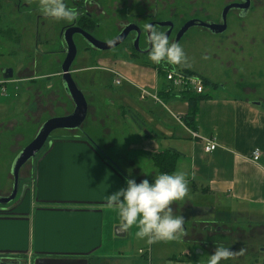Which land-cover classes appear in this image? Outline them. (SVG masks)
I'll return each mask as SVG.
<instances>
[{
    "label": "crops",
    "instance_id": "obj_1",
    "mask_svg": "<svg viewBox=\"0 0 264 264\" xmlns=\"http://www.w3.org/2000/svg\"><path fill=\"white\" fill-rule=\"evenodd\" d=\"M152 65L120 60L113 65L83 68L89 73H110L117 88L115 98L83 93L88 111L81 127L53 131L49 138L56 132L59 135L46 145L47 140L46 147L29 160L26 174V164L23 166V173H19L24 184L21 197L18 181L15 199L0 204V264H206L208 254L222 245L220 242L232 244L227 243L232 228L246 224L261 230L255 245L258 250L264 248V103L221 94L227 84L206 77L212 82L206 89L210 97L199 104V138L194 139L180 120L188 109L181 99L169 101L174 106L171 111L163 104L154 112L149 99L138 98L142 90L155 95L162 86ZM174 66L198 74L188 67ZM71 74L73 77L75 70ZM96 77L89 75V87L96 85ZM106 82H98V88L103 89ZM4 84L6 87H1ZM12 84L13 80L4 79L2 73L0 90L8 93ZM15 99L9 101L10 106H15ZM89 100L97 102L92 117ZM257 102L260 105H254ZM0 106L8 108L3 96ZM91 122L95 126L92 135L85 132V124ZM211 139L218 147L206 153L205 140ZM255 149L261 152L258 162L251 159ZM167 150L181 154L175 171H183L188 180V194L172 205L173 213L184 217V236L178 243L148 245L136 237L135 226L125 230L124 237L116 236L118 217L115 208L107 207L105 195L125 187L127 179L151 182V176L159 172L153 158ZM32 167L33 182L28 183ZM1 187L2 197L13 189L12 184L7 192ZM200 189L203 193L198 192ZM193 198L197 199L195 204ZM200 198L206 200L203 206L198 204ZM200 225V232H194ZM192 248H201L206 255H193ZM248 254L246 251L240 257ZM253 262L264 264V250L251 257L249 264Z\"/></svg>",
    "mask_w": 264,
    "mask_h": 264
},
{
    "label": "rangeland",
    "instance_id": "obj_2",
    "mask_svg": "<svg viewBox=\"0 0 264 264\" xmlns=\"http://www.w3.org/2000/svg\"><path fill=\"white\" fill-rule=\"evenodd\" d=\"M235 2H239V0H106L103 2L107 15L106 20L104 19L97 34L103 37L102 34H106V29L113 27L114 19L125 20L127 11L132 7L137 13L157 9L158 17L174 22V30L177 31L193 19L206 23H221V15L225 8ZM38 4L39 0H0V29L3 31L0 35V77L7 69L14 72L10 93L4 96L6 93L0 90V97L3 96L4 101L8 102V108L0 106L1 193L3 191L1 186H4L6 192L11 184L14 186L12 170L16 159L34 140L42 126L54 116L63 117L64 114L74 109V102L63 87L61 69L54 65L59 55L48 53L61 47L59 31L63 22L44 17L37 9ZM244 15L237 9L230 10L227 15V29L220 34L212 33L200 26L191 27L178 43L186 57L180 67L185 66L195 70L201 76L216 83L227 84L228 87L225 91H220L221 94L239 95L264 103V0H251V9ZM108 53L112 54L102 55L109 57L119 54V52ZM94 54L99 56L101 52ZM87 61V57L79 49L72 70L76 72L73 77L81 92L86 93V96L96 92L100 97L102 95L114 97L113 94L117 88L114 85L113 76L105 71H97L100 73V77L98 73H89L83 70ZM90 61L92 60L90 59ZM91 74L98 75L94 79L96 87H89V75ZM105 80L107 82L103 85L104 88H98L101 85L98 82ZM116 84L119 83L116 82ZM104 89L108 94L103 91ZM13 90L16 97L14 107L10 106L9 102L10 97L13 96V93L11 94ZM101 98L105 99V97ZM138 98L141 101L149 99V103L155 106L154 112L157 111V107L162 108L163 104L169 111L174 107L171 102H163L158 94L152 95L146 90H142ZM89 102L92 105L90 110L92 112L97 108V102H92V100ZM154 102H161V104ZM118 109L120 110V108ZM104 110L107 109L104 108ZM108 110L112 111L113 108L108 107ZM92 115L93 112L91 117ZM170 120L172 125L174 122L171 117ZM176 125L178 124L176 123ZM93 127L95 126L92 125V122L90 125L86 123L85 132L90 135L94 134ZM120 129H123V126ZM99 130L101 131V128ZM57 135L59 132L54 133L46 145ZM122 136L126 140L128 139L126 134L122 133ZM120 141H123L122 138ZM118 149L121 151V147ZM30 163L31 161H28L26 165L24 164L26 169L24 170L22 167L21 174L23 170L25 174L27 173L28 167L31 166ZM33 177L34 169L32 167L27 182L32 183ZM22 180L21 177L18 178L19 186H21L18 198L22 195L24 186ZM196 190L194 189V191ZM198 192H202L201 189ZM198 195L201 194L198 193ZM196 200L193 198L192 204H195ZM199 200L198 204L201 206H203V201L206 202L205 199L200 198ZM246 225L248 226L240 225L232 228L231 241L227 240V243L232 242V246L220 242L232 251L234 257L232 261L229 260L225 264H249L252 256L259 255L261 250H264V248H260L259 251L255 245V240L258 239L261 230L252 225ZM201 227V225L196 226L194 232H200L199 228ZM135 248H139V245ZM191 251L193 255L204 252L201 248L195 250L192 248ZM246 251H249V254L243 258L240 257ZM204 255L206 254L202 256ZM113 264L126 263L116 261Z\"/></svg>",
    "mask_w": 264,
    "mask_h": 264
},
{
    "label": "clouds",
    "instance_id": "obj_3",
    "mask_svg": "<svg viewBox=\"0 0 264 264\" xmlns=\"http://www.w3.org/2000/svg\"><path fill=\"white\" fill-rule=\"evenodd\" d=\"M38 10L55 21L73 23L79 11L68 7L64 0H39ZM148 46V59L155 65H180L186 60L182 47L170 42L164 32L151 23L143 25ZM151 182L139 183L127 179L125 187L105 195L108 208H115L121 230L133 226L138 239L152 245L157 242H174L184 236V217L173 213V202L183 200L188 194V180L183 171L158 172ZM233 255L232 251L217 245L208 254L206 264H222Z\"/></svg>",
    "mask_w": 264,
    "mask_h": 264
},
{
    "label": "flooded vegetation",
    "instance_id": "obj_4",
    "mask_svg": "<svg viewBox=\"0 0 264 264\" xmlns=\"http://www.w3.org/2000/svg\"><path fill=\"white\" fill-rule=\"evenodd\" d=\"M106 0H64V3L72 8L73 10H78L79 15L75 22L73 23H65L60 28L59 31V40L61 42V47L58 50H53L48 53L58 54L57 61H55L54 65L60 67L65 62V59L68 54V49L72 43L76 48V56L79 53V49L85 54L88 61L86 67H93L99 64H109L113 65L117 61H124L128 63H140V64H153L148 59V46L146 42V33L144 31L143 25L148 22L155 26L158 31L164 32L169 41L176 42L178 33L180 30H174V22L169 21L168 19H160L158 17L157 9L150 10L145 13H137L134 7L130 8L127 12V16L125 20H115L113 23V27L106 29V34L103 37H100L97 32L100 30L104 19L106 20L105 7L104 3ZM244 0H239V2L231 3V4H244ZM251 5V0H250ZM251 7V6H250ZM38 9V7H37ZM251 9V8H250ZM239 12H244L242 9H237ZM223 15V14H222ZM221 15V23H215L219 25H223ZM44 16V15H43ZM46 17V16H44ZM198 20V19H196ZM170 23L173 24L172 31L170 33ZM212 23V22H209ZM182 28V27H181ZM128 31L127 35L123 39V41L109 50H103L100 48L97 42L108 44L115 41L119 38L124 31ZM170 35L168 36V34ZM174 38L171 40L172 35ZM88 36V37H87ZM99 56L93 53H99ZM108 52H119L117 55H111L106 57V55L102 54H112ZM124 55H120V54ZM116 54V53H115ZM90 59L92 61H90ZM76 62V58L72 62V66L70 71H72V67ZM90 64V65H89ZM155 65V64H154ZM156 65V66H163ZM62 72V71H61ZM12 194V191H11ZM9 194L7 197H9Z\"/></svg>",
    "mask_w": 264,
    "mask_h": 264
},
{
    "label": "water",
    "instance_id": "obj_5",
    "mask_svg": "<svg viewBox=\"0 0 264 264\" xmlns=\"http://www.w3.org/2000/svg\"><path fill=\"white\" fill-rule=\"evenodd\" d=\"M244 4H230L228 5L222 15L223 25L215 24V23H206L200 20H190L188 21L178 33L177 40L175 43H179L181 38L184 36V34L191 28L195 26H200L202 28H205L212 33L220 34L226 31L227 29V15L228 12L232 9H242L244 14L246 15L248 11L250 10V0H244ZM244 15V16H245ZM170 33L172 31L173 24L170 23ZM128 31H124V33L117 38L115 41L104 44L97 42L101 49L103 50H109L120 44L125 36L127 35ZM168 34V36L170 35ZM88 37V36H87ZM70 48L68 49V54L65 59V62L61 69V77L63 81V87L67 94L72 98L75 108L72 114L64 117H56L52 118L49 121H47L42 128L40 129L37 136L34 138V140L21 152V154L16 159L15 165L13 166V177H14V186L12 194L9 197H1L0 196V204H8L12 200L15 199L17 192H18V177H19V171L23 167L24 164H26L29 160L33 159L38 152L43 148L46 141L48 140L50 134L57 130V129H79L83 123V121L86 118L87 111H88V104L86 101V98L84 94L81 92V90L78 88L76 82L74 81L72 74H71V66L72 62L76 58V48L74 44L72 43L71 39ZM14 76V72L11 69H7L3 72V77L6 80H11ZM254 105H260V103H254ZM117 233L116 236L124 237L125 236V230H121L120 227L116 229Z\"/></svg>",
    "mask_w": 264,
    "mask_h": 264
},
{
    "label": "trees",
    "instance_id": "obj_6",
    "mask_svg": "<svg viewBox=\"0 0 264 264\" xmlns=\"http://www.w3.org/2000/svg\"><path fill=\"white\" fill-rule=\"evenodd\" d=\"M3 31L0 29V35H2ZM147 66H150V64H146ZM157 70L158 76L162 81V86L158 90V97L163 100V102L168 103L172 99H181L183 102L187 104V113L180 118L182 120V123L189 128L192 132H196L197 129V114L199 109V104L206 100L208 97H210L209 94H207V90L211 86V81L207 79L206 77H203L201 75L196 74L193 71H190L186 68H180L177 69L174 65H167L164 64L163 66H156L152 65ZM176 68L177 70H180L186 74L189 75H197L203 79L205 91L203 93H197L196 91L192 89H180L178 92H175L176 89H172L170 85L167 84L166 81V70ZM7 84H4L1 87H6ZM0 87V88H1ZM7 89V88H6ZM11 89H8V93L5 94L7 96L10 93ZM13 93V96L10 97V100L15 99L14 90L11 92ZM157 104V103H156ZM181 156L180 153L177 151L167 150L164 151L156 156H154L153 161L158 169L159 172H168L172 173L176 170L177 162L179 157ZM254 221V220H253Z\"/></svg>",
    "mask_w": 264,
    "mask_h": 264
},
{
    "label": "built area",
    "instance_id": "obj_7",
    "mask_svg": "<svg viewBox=\"0 0 264 264\" xmlns=\"http://www.w3.org/2000/svg\"><path fill=\"white\" fill-rule=\"evenodd\" d=\"M166 81L167 84L171 86L172 89L176 90H184V89H192L196 91L197 93H203L205 91V86L203 79L197 75H189L186 74L180 70H177L175 68L166 70ZM119 83V81H116ZM192 137L194 139L199 138V135L196 132H192ZM218 147V144L215 140H205V147L204 151L206 153H212L216 148ZM261 157V152L259 149H255L251 153V159L254 162H258Z\"/></svg>",
    "mask_w": 264,
    "mask_h": 264
}]
</instances>
